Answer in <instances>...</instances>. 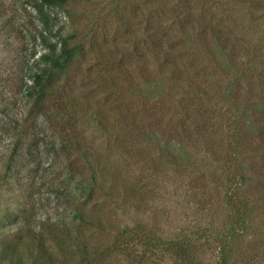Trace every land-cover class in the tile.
Wrapping results in <instances>:
<instances>
[{"label":"rangeland","instance_id":"1","mask_svg":"<svg viewBox=\"0 0 264 264\" xmlns=\"http://www.w3.org/2000/svg\"><path fill=\"white\" fill-rule=\"evenodd\" d=\"M127 1L129 0H121L122 4L119 6L123 21H119V17L115 15L118 0H78L70 3L68 9L72 14L71 20L65 17L62 10H54L57 13L55 30L59 28L64 31L75 30L79 38H84L85 41H88L92 34H96L100 46H104L105 43L109 50L113 44L118 47L117 53L112 50L113 54L112 52L109 54L106 48L103 51L106 53L105 59L115 62L114 68L111 67L112 63L107 67V60L97 58L94 51L87 53V57L78 61L81 72L76 70L75 64L76 67L70 71L67 86L62 93L63 100L76 99L80 103L87 101V109L80 117L78 116L81 126L77 131V137L84 139L86 146L90 147L94 155L105 165H102L106 170L101 179L105 187L102 189L103 193H109L107 187H115L110 191L113 194V202H110L108 196L103 195L100 190L94 192V199L105 203L95 211L102 213L107 219L109 217L113 219L117 226L120 224L122 227L125 225L140 227L146 224L153 229L152 237L156 240L160 236L176 238L175 235L178 233L186 236L205 233L207 238H203L200 244L206 241L210 248L197 259V262L191 264H220L218 254L220 239L228 243L231 226L227 223V208L222 200V190L213 175V169L218 167L217 163L224 159V154H227V145L242 148L245 139L252 137L248 128L242 126V122H240L242 128L236 127L241 138L234 135L237 130L229 122L231 115L229 112L233 110L230 106L232 103L238 102L242 112L248 105L245 104L246 100L250 96L253 97L252 103L256 107L255 110L250 109V119H245L243 114L237 115L238 111L236 115L241 121L251 120L246 124L252 123L258 129L263 126V122L259 121V115L264 118L262 114L264 46L258 58H254L250 43L253 40H256L255 44L258 43L259 38L251 39L245 36L243 41L245 55H248L247 59L253 58L258 75L251 86H248L246 80L236 78L240 74L228 76L223 72H217V68L206 69L205 63L202 66L191 53L187 52L186 45H178L174 49L178 53L177 59L189 68L188 73L183 71V80L179 85L187 92L183 94V90L176 88V93L171 90L170 94L167 92L162 97L148 96L146 92L142 93V87H146L144 80L148 77L153 81L158 73V67L154 59H151L146 77L141 58L144 37L141 9L144 8V0H135L140 9L134 14L127 8ZM28 2L29 0H0V112L1 108H8L6 118L0 113V175L5 172L11 150L7 146L8 142L2 139L1 133L7 128L4 123L7 122V118H19L22 115L21 104L24 98L19 91L22 84L21 66L30 63L32 36L37 27ZM157 5L165 22L171 26L170 21L173 20L171 6L163 7L158 2ZM173 24L172 29H178L175 22ZM261 28L264 29V26ZM132 39H135L134 45L138 47L137 54L132 49ZM37 53V55L42 53L40 47L37 48ZM201 54L198 53L199 57H204ZM89 68L93 70L89 77L94 78L95 75L102 74L106 79L113 77L114 81L97 79L91 85L89 83L85 85L87 88L90 87L85 92L81 76L87 77ZM189 79L199 83L198 87L192 85L189 88L187 84ZM230 80L233 81L231 88L236 91L238 100L227 102L226 85ZM99 114L104 121H110L118 127L121 123L119 128L122 132L116 131L115 134L106 135L97 129ZM185 114L191 118L194 115L195 122V127L192 123L185 126L186 132L180 127L182 116ZM131 115L132 118L134 115L139 117V128L134 130H129L127 128L129 125H125V121L128 122ZM66 120L70 119L66 117L61 121L66 123ZM128 132H134V136ZM158 140L162 143L180 141L184 144L183 153L188 156L189 169L181 172L172 166L173 164L160 160L157 153L161 150ZM30 143L32 140L28 139L25 146L29 148ZM55 143L57 146L58 142ZM43 147V145L39 147L38 154L37 150L33 149L35 159L26 155L25 148L11 172L3 182H0V241H9L12 232H8L15 229L9 228L14 223H10V215L5 212L6 209L15 210L22 205L27 196V188L24 187L31 182L32 201L29 203L34 207L36 219L40 221L50 220L59 226L64 225L72 216V209L78 204L79 199L83 198L78 183L82 174L88 172L85 161L78 153L67 151L54 159V164L49 146L46 150ZM259 149L252 145L250 149L244 151L246 150V156L252 157L251 162H247V165L251 164L254 167L251 171H260L262 174L264 151L259 153ZM68 162L71 163V167L67 166ZM69 171L74 172L75 178L66 181L64 179L67 178ZM107 172L109 176H116L119 180L117 182L110 180ZM85 177L89 178L86 175ZM259 182L261 179L255 184ZM123 186L133 189V194H128V198L120 194ZM251 199L254 205L253 220L249 222L252 224L242 238L229 244L232 251L227 264H264V201L255 193ZM106 221H104L106 231L96 229L94 233H90L92 230L85 227L83 234L86 239L91 241L108 239L109 224ZM233 228L237 229L235 225ZM109 261L112 264H119L112 256ZM148 264L173 263L171 260L160 263L157 259L151 258ZM183 264L190 263L186 261Z\"/></svg>","mask_w":264,"mask_h":264},{"label":"trees","instance_id":"2","mask_svg":"<svg viewBox=\"0 0 264 264\" xmlns=\"http://www.w3.org/2000/svg\"><path fill=\"white\" fill-rule=\"evenodd\" d=\"M76 1L78 0H29L28 2L34 13L37 27L32 36L33 49L29 57L30 63L21 66L22 84L19 91L24 98L23 104H21L22 115L19 118H7V122H4L7 128L1 133L2 139L8 142L7 146L11 150L5 172L0 175V182H3L7 174L11 172L14 163L25 148L27 149L26 155L35 159L33 149L37 150L38 154L39 147L43 145L46 150L49 146L54 164V159L67 151L78 153L85 161L88 172L82 174L83 177L81 176L78 183L83 198H80L78 204L72 209V216L67 221L70 225L65 223L59 226L50 220L36 219L34 207L29 203L32 201V182L26 185L24 188H27V196L22 205L15 210L6 209L5 211L10 215V223H14L9 228L15 229L8 232H12V238L9 241H0V263L112 264L109 261L111 256L119 264H148L151 258L157 259L160 263L170 262V260L173 264H183L186 261L190 264L195 263L210 248L206 241L204 244H200L203 238H207L205 233H194L191 236L178 233L175 235L176 238L168 239L160 236L156 240L152 237L153 229L146 224H142L140 227L127 225L122 227L118 223L119 226H117L113 219L110 217L107 219L105 215L95 211L105 203L99 199L95 200L94 192L100 190L103 195L108 196L110 202H113V194L110 191H113L115 187H107L110 190L109 193H103L102 189L105 187L102 185L101 179L106 171L102 166L104 164L101 163L98 156L94 155L91 148L86 146L85 140L77 137V131L81 126L78 116L80 117L87 109V101L80 103L76 99L63 100L62 93L67 86L70 71L76 67L75 64L77 65L76 70L81 72L78 61L93 51L100 60H107L104 57L106 53L103 52L106 47L105 43L104 46L98 44L96 34H92L90 39L85 41L84 38H79L75 30L54 29L57 16L54 10H62L65 17L71 20L72 14L68 5ZM157 2L163 7L171 6L173 12L171 26L165 22L162 12L158 11ZM117 3L115 15L119 17V21H123V14L119 11L122 2L118 0ZM127 8L132 14L140 9L135 0L127 1ZM141 11L143 12L144 28L141 58L146 77L151 59H154L158 67V73L152 79L153 81L148 77L144 80L146 87H142V93L146 92L148 96L162 97L167 92L170 94L171 90L176 93V88L183 90V94L187 92L186 90L184 92L183 86L179 84L183 80V71L188 73L189 68L179 62L178 53L174 51L178 45L182 46V44L187 46V52L191 53L199 64L203 66L205 63L206 69L217 68V72H223L228 76L240 74L236 78L246 80L248 86H251L256 80L257 69L253 64V58L247 59L248 55H245L246 48L243 47V41L245 36L251 39L259 38L258 43L255 44L256 40L250 43V50L253 51L252 56L258 58L261 48L264 46V29L261 28L264 26L263 1L144 0V8ZM259 13H261L260 16ZM174 22L178 29H172ZM132 42V49L137 54L139 51L136 44L134 45L135 39H132ZM38 47L42 49V53L39 55H37ZM106 50L109 54L112 50L117 53L118 47L113 44L111 50L108 48ZM200 52L204 57H199L198 53ZM109 63H112L111 67L114 68L115 62L107 60V67H109ZM119 68L123 72L121 67ZM91 71L93 70L89 68L87 77L81 76L82 88L85 87V92L90 89L85 85L88 83L91 85L97 79L114 81L113 77L106 79L102 74L95 75L94 78L89 77ZM188 82L189 88L192 85L198 87L199 83L190 79ZM231 85H233V81L230 80L226 85L227 102L238 100L237 93L231 88ZM56 96L58 97L55 98ZM183 102L182 100L181 103L183 104ZM252 102H254L253 97L250 96L245 102L248 105L242 112L238 102L232 103L230 106L233 110L229 112L231 126L240 127V122H242V126L248 128L252 137L245 139L242 148L227 145V154H224V159L217 163L218 167L213 169V175L222 190V200L227 208V223L231 226V237L228 243H224L220 239L221 244L218 250L220 264L228 263L232 251L229 244L242 238L252 224L249 221L253 220L254 205L251 199L253 193L258 194L264 201V177H261L264 176V172L261 174L260 171H251L254 167L251 164L247 165V162H251L252 157L246 156V150L244 151V149H250L252 145L260 148L259 153L264 151V118L259 115V121L263 122V126L258 129L252 123L246 124L251 120L241 121V118L237 116L243 114L245 119H250V109L255 110L256 107ZM182 108L186 113L185 108L183 106ZM1 109L0 113L6 118L8 108ZM66 117L70 120L63 123L61 120ZM97 120L96 128L104 134L111 135L116 131L120 133L121 123L118 127L110 121H104L101 114L97 115ZM193 120L194 115L192 118L187 117L186 114L182 116L180 127L184 132L187 130L185 126L189 123L195 127ZM125 122L126 126L129 125L127 127L129 130L139 128L138 116L134 115L132 118L131 115L129 121ZM130 125L132 129H130ZM236 130L234 135L241 138L237 128ZM128 133L134 136V132ZM28 139L32 140V143L28 145L29 148L25 146ZM56 141L58 142L57 146ZM158 142V146L161 147V150L157 152L160 160L173 164L172 166L181 172L189 169L188 156L183 153L185 151L184 144L180 141L162 143L158 140ZM239 151L242 153L239 154ZM197 164L198 162H196ZM67 166L71 167V163L68 162ZM85 175L89 178H86ZM107 175L109 176L108 172ZM109 177L114 182L119 180L116 176ZM74 178V172L69 171L64 180L71 181ZM259 179L261 182L255 184ZM120 194L128 198V194H133V189L123 186ZM105 220L109 224V231H107L109 238L97 241L87 240L83 234L84 228L88 227L89 230H92L90 233H94L93 231L96 229L106 231ZM234 225L236 230L233 228Z\"/></svg>","mask_w":264,"mask_h":264}]
</instances>
